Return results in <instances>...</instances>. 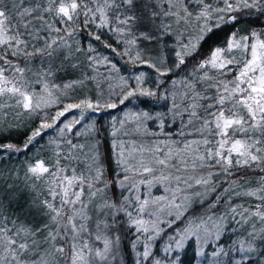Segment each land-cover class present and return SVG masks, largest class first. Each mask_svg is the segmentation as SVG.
<instances>
[{
	"label": "snow or ice",
	"instance_id": "6c2138e0",
	"mask_svg": "<svg viewBox=\"0 0 264 264\" xmlns=\"http://www.w3.org/2000/svg\"><path fill=\"white\" fill-rule=\"evenodd\" d=\"M261 18L264 0H0V159L25 157L0 168V264H185L192 245L264 264ZM141 97L164 110L113 117L103 151L88 113Z\"/></svg>",
	"mask_w": 264,
	"mask_h": 264
},
{
	"label": "trees",
	"instance_id": "16d2710c",
	"mask_svg": "<svg viewBox=\"0 0 264 264\" xmlns=\"http://www.w3.org/2000/svg\"><path fill=\"white\" fill-rule=\"evenodd\" d=\"M262 21H264V18H261ZM255 27H260L261 25L257 24L254 25ZM104 37H102L103 39ZM223 38V35L221 36V39ZM87 41L85 40V43ZM111 42V41H109ZM218 42V41H214ZM100 50L104 52L105 55H108L116 64L117 67L120 68V73L118 75H122L125 78H132L135 74H138L139 72H145L147 76V86L151 87L153 86L152 82L156 80V73L153 69L147 68L146 66H133L130 62H126L127 58H121L117 57L115 54L111 53L110 50L103 49L102 46H99ZM207 49H205L206 51ZM103 72V69H101ZM182 75V73H181ZM118 82V81H117ZM107 94V93H105ZM141 101H144L143 103ZM152 110V111H162L164 110V102L163 101H156L148 98H139L133 99L131 102H126L125 105L121 106L117 109H108L104 110L98 113H88V117L91 119H86L84 123H89L91 120L96 121V127L99 130L96 134L99 138H101L104 143L102 145V150L107 152L109 148V140H110V131H111V120L113 117L119 119L123 116V114L129 110L131 111H138V110ZM78 114V113H70L69 115ZM38 123V122H37ZM26 135V131L22 132L20 134L12 133L11 139L14 142L21 143ZM55 136V129H49L44 134L43 138H38L39 143L36 145L35 148H32L27 155L31 156L33 152L37 151L38 149H41L44 147V145L47 143L48 139L50 137ZM25 157L24 156H12L10 159H0V163H5L6 161H10L14 164H18L19 161H22ZM164 241H160V247H163ZM193 249L194 245L187 248L186 255L184 256L185 264H189V261H191V264H197L196 260H192L193 256ZM161 255L163 253L161 252ZM201 258H197V260H200Z\"/></svg>",
	"mask_w": 264,
	"mask_h": 264
},
{
	"label": "rangeland",
	"instance_id": "374dc122",
	"mask_svg": "<svg viewBox=\"0 0 264 264\" xmlns=\"http://www.w3.org/2000/svg\"><path fill=\"white\" fill-rule=\"evenodd\" d=\"M12 165H16L10 161H6L5 163H0V168L2 167H8V166H12Z\"/></svg>",
	"mask_w": 264,
	"mask_h": 264
}]
</instances>
